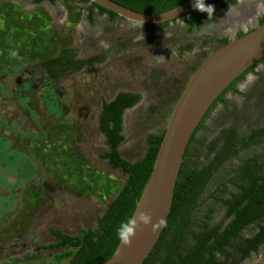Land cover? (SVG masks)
Masks as SVG:
<instances>
[{
  "label": "rangeland",
  "instance_id": "1",
  "mask_svg": "<svg viewBox=\"0 0 264 264\" xmlns=\"http://www.w3.org/2000/svg\"><path fill=\"white\" fill-rule=\"evenodd\" d=\"M241 4L255 6L257 14L246 19L233 17ZM213 7L215 13L189 32L188 17L167 25H147L120 16L111 20L95 9L94 21H90L88 4L78 0L55 4L0 0V77L5 75L0 82V122L8 119L3 132L11 135L9 140L26 131L28 148L19 152V146L12 144L10 155L1 159L10 175L7 173V179L0 176V264L51 263L56 254L68 249H38L56 242L51 228L75 235L81 228L98 226L97 219L127 177L100 159L109 150L99 129L103 102L119 92L140 95L125 111L126 138L119 150L130 161L142 158L148 134L165 132L186 84L205 58L221 46L220 40H231L264 18V0H240L227 10L217 3ZM188 43L195 48L181 53L180 46ZM65 49L81 59L98 54L105 59L59 84L56 93H62L55 96L61 99L60 107L42 94L31 100L19 92L17 78L23 64L55 58ZM237 88L241 93H228L227 104H218L197 133L189 154L192 168L202 170L224 151V142L218 140L223 130L235 127L240 137H248L253 129L264 126V61ZM24 107L29 109L31 121L22 112ZM5 147L7 143L1 141L0 151ZM256 156H264V144L241 151L220 167L193 212L182 252L194 244L192 234L204 223L213 225L225 218L226 207L216 198L236 191L228 180L243 161ZM17 176L23 189L15 199L18 185L12 177ZM29 178L37 182L29 184ZM6 200L16 201L8 208L15 211L13 216L3 209ZM254 231L249 227L246 234ZM239 264H264V244Z\"/></svg>",
  "mask_w": 264,
  "mask_h": 264
},
{
  "label": "trees",
  "instance_id": "2",
  "mask_svg": "<svg viewBox=\"0 0 264 264\" xmlns=\"http://www.w3.org/2000/svg\"><path fill=\"white\" fill-rule=\"evenodd\" d=\"M31 1L35 4H41L44 1L55 4L59 0ZM78 1L88 4L90 21H94L95 9H98L100 14H108L111 20L118 17L115 12L90 0ZM114 1L142 13L155 14L177 7L188 0ZM218 2L227 10L236 5L238 0H216V3ZM187 17L188 31L191 32L203 25L208 14L194 9L180 18ZM173 21H177V18ZM263 21L264 18L260 22ZM170 22L162 23V25H167ZM244 34V32H239L238 36ZM228 41L227 37L222 38L220 44L224 45ZM207 44L206 42L204 45ZM194 48L195 45H192V43L182 44L180 52L186 53ZM63 52H69V50ZM66 59L68 63H77L78 68H81L85 64L94 65L103 62L105 56L99 54L87 59H77L75 63V55L71 51ZM262 61H264V57L226 88L213 103L196 129L185 153L166 226L156 246L142 264H217L220 254L225 250V246L230 243V238H232L233 245L236 239L241 237L243 230L255 223L260 224L259 232L255 237L243 239L247 246L245 249L239 247L243 255L237 259L236 264L249 257L252 252L258 251L264 244V225H262L264 222V162H259L256 158H253L245 160L237 169L236 174L230 178L229 181L238 189V192L232 195V199L216 198L227 206V217L232 215V222L225 229H223V222L211 228H208V224L204 223L202 228L207 229L193 233L195 241L193 246L187 248L185 252L181 251L184 236L189 233L188 226L193 212L200 206L202 194L220 167L241 151L264 143V128L253 130L248 137H240L237 130L232 128L225 130L223 133L226 143L222 154L218 155L202 170L194 169L189 164L190 147L216 103L222 100L227 90L232 88L248 72L253 71L254 67ZM235 90L239 92V90ZM139 99L140 95L137 93L120 92L114 99L104 103L103 111L99 117V128L105 135L110 150L100 154V157L104 160L107 159L112 168L120 169L127 176L126 181L110 202L104 214L97 219L98 226L96 228H81L75 235L51 228V233L56 242L40 245L38 249L55 250L68 247V249L56 254L54 261L51 263H65L64 260L69 259L67 262L69 264H95L109 259L116 251L120 243L118 230L123 223L130 221L133 216L137 201L151 176L159 146L164 136V132L161 134H148V147L142 158L130 161L121 155L119 148L126 138L124 134V114ZM211 195L213 197V194Z\"/></svg>",
  "mask_w": 264,
  "mask_h": 264
},
{
  "label": "water",
  "instance_id": "3",
  "mask_svg": "<svg viewBox=\"0 0 264 264\" xmlns=\"http://www.w3.org/2000/svg\"><path fill=\"white\" fill-rule=\"evenodd\" d=\"M90 1L122 18L147 25L178 20L194 10L195 2L188 0L167 11L148 14L114 0ZM205 3L213 5L216 0H205ZM217 4L221 6L220 2ZM263 57L264 21L221 45L195 70L170 115L151 176L137 201L131 220H136L138 227L134 228L130 243L124 245L120 241L109 259L95 264H142L149 256L166 226L185 153L196 129L226 88ZM141 213L151 217L149 224L139 222Z\"/></svg>",
  "mask_w": 264,
  "mask_h": 264
},
{
  "label": "flooded vegetation",
  "instance_id": "4",
  "mask_svg": "<svg viewBox=\"0 0 264 264\" xmlns=\"http://www.w3.org/2000/svg\"><path fill=\"white\" fill-rule=\"evenodd\" d=\"M95 16V15H94ZM261 21V19L258 21V23ZM250 30V29H249ZM245 33V32H244ZM237 35H238V33H237ZM236 35V36H237ZM65 50H67V49H65ZM71 53V50H69V52H62L61 53V55H59V56H57V57H55V58H49V59H46V60H40V61H38V62H31L30 63V65L29 64H23L22 65V69H21V71L20 72H22V74H20V76L17 78V84H18V86H19V88H21L20 90H19V92L21 93V94H26V97L27 98H30L31 100H38V97L42 94L43 95V97L45 98V99H47V100H50L51 98H52V100L53 101H57V104H59L58 106L60 107L61 105V99H60V97L58 96V97H56L55 95L56 94H58V93H62V91L60 90V92H58V93H56L57 92V89L59 88V84H61L62 83V81L63 80H66V78L68 77V76H73L74 74H76V73H78V72H81L82 70H84V69H88V68H91V67H94L96 64H99V63H96V64H94V65H91V64H85L83 67H81V68H78V65H76L77 63H76V60L77 59H81V58H79V57H76V55H75V63L76 64H72V63H68V60L66 59V57L69 55ZM99 55V54H98ZM70 57V56H69ZM92 57V56H91ZM100 64H102L101 62H100ZM259 64V63H258ZM257 64V65H258ZM256 65V66H257ZM255 66V67H256ZM255 67H254V70H255ZM251 72V71H250ZM250 72H248L242 79H244ZM4 76L5 75H1V77H0V82H3V80H4ZM242 79H240V80H238L237 82H236V84L232 87V88H230L229 90H227L225 93H224V95H223V97H222V100H219L217 103H216V105H215V107L213 108V109H215L216 108V106L218 105V104H220V103H223L224 105L225 104H227V98H226V96H227V94L228 93H232V91H234V92H236V93H241L240 91L239 92H237L235 89H237L238 90V88H237V84H238V82L239 81H241ZM62 88H64V87H62ZM42 92V93H41ZM120 93V92H119ZM118 93V94H119ZM16 97L18 96V93L15 91L14 93H13ZM117 94V95H118ZM116 95V96H117ZM115 96V97H116ZM15 97V98H16ZM114 97V98H115ZM113 98V99H114ZM75 99V98H74ZM112 100V99H111ZM110 100V101H111ZM105 102H108V101H105ZM105 102H103V104H102V108H101V111H100V114L102 113V111H103V106H104V103ZM30 103V102H29ZM74 104H78V101L77 100H75L74 102H73ZM27 104H28V102H27ZM29 105H31V103L29 104ZM29 105H27V106H29ZM86 105H84V107H85ZM83 107V108H84ZM68 108H70V110H71V108H72V106H69ZM76 108V107H75ZM86 108V107H85ZM78 109L79 110H81L82 108H79L78 107ZM22 110V112L26 115V116H28V118H29V121H31V117H30V111H29V109H27V107L25 108H22L21 109ZM213 111V110H212ZM211 111V112H212ZM210 112V113H211ZM210 113H209V115H210ZM208 115V116H209ZM99 117H100V115H99ZM207 119V118H206ZM205 119V120H206ZM7 122H8V119H5L4 121H2V122H0V143H1V141H5L6 143H7V147H5L6 149L3 151V150H1L0 151V163L2 164L1 165V167H2V169H0V176L2 175L4 178H6V176L8 177V175H10V173H8V171H7V169H6V166H4V164L2 163V158H3V156H7V155H10V149H12V146L13 145H15V146H19V148H20V151L19 152H21V150L22 151H24V150H27L28 148L25 146V143L24 142H26L27 140L25 139V137L27 136V133H26V131H19L17 134V136L16 137H12L14 140H9V137L11 136H9V135H7L6 133H4L3 131V129L5 128L4 126H6V124H7ZM205 123V122H204ZM204 123H203V125H204ZM7 126H8V124H7ZM7 128V127H6ZM203 128V127H202ZM201 128V129H202ZM232 128H235V127H230V128H227V129H225V130H229V129H232ZM260 128H264V126H262V127H258V128H255V129H253V130H257V129H260ZM100 129V128H99ZM200 129V130H201ZM236 130H237V128H235ZM199 130V131H200ZM225 130H223L221 133H220V136H219V138H218V140H221V141H223L224 142V148H225V143H226V141H225V139H224V131ZM252 130V131H253ZM252 131H251V133H252ZM3 134H2V133ZM101 132V131H100ZM237 133H238V130H237ZM251 133H250V135H251ZM101 134L104 136V138H105V141H106V137H105V135L101 132ZM239 135V134H238ZM197 136V135H196ZM24 137V138H23ZM12 141V142H11ZM196 141V140H195ZM194 141V142H195ZM193 142V143H194ZM20 143H22V145L20 144ZM106 143H107V141H106ZM193 143H192V145H193ZM13 144V145H12ZM264 144V143H263ZM263 144H260V145H263ZM108 145V144H107ZM191 145V146H192ZM260 145H256V146H260ZM109 146V145H108ZM223 148V149H224ZM190 149H191V147H190ZM223 149L221 150V151H223ZM109 150H110V147H109ZM108 150V151H109ZM190 151V150H189ZM30 153V152H29ZM220 154H222V152H219V154H217L216 155V157L218 156V155H220ZM240 154V153H239ZM238 154V155H239ZM215 157V158H216ZM236 157V156H235ZM253 158H256L257 160H259V162H264V156H262V157H253ZM253 158H251V159H253ZM100 159H102L101 157H100ZM102 160H104V159H102ZM107 162H108V160L107 159H105ZM249 160V159H248ZM229 161H231L232 162V158L229 160ZM229 161H227V162H229ZM226 162V163H227ZM244 162V161H243ZM242 162V163H243ZM109 163V162H108ZM225 163V164H226ZM241 166V165H240ZM239 166V167H240ZM112 168V167H111ZM112 169H114V168H112ZM7 173H8V175H7ZM15 175H18V174H15ZM12 178H15L16 179V182H15V186L16 185H18L17 187H16V196H15V199H18V197H17V193H19L20 191H21V188L23 187V182L22 181H20V177L19 176H17V177H12ZM7 179V178H6ZM23 180V179H22ZM230 180V179H229ZM228 180V181H229ZM30 182V178L28 179V183ZM37 182V179L36 180H31V182L29 183V184H34V183H36ZM230 182V181H229ZM231 184H232V182H230ZM233 186H234V184H232ZM235 187V186H234ZM18 188V189H17ZM236 188V191H233V192H230L229 193V196L228 197H221V198H225V199H227V198H229V199H232V195L234 194V193H237L238 192V189H237V187H235ZM23 189V188H22ZM13 193V192H12ZM2 202H3V200H1ZM16 202V201H15ZM14 201L11 203V202H8L7 200L5 201V203H7L6 205L5 204H3V209H6L7 211H9L8 210V208L10 207V206H12L13 207V203H15ZM220 202V201H219ZM221 204H223L222 202H220ZM224 205V204H223ZM225 207H226V211H225V218H223L220 222H218V223H216V224H213V225H209L208 223V228H211V227H214V226H216V225H218L219 223H221V222H223V229H225L231 222H232V215L230 216V217H227V206L226 205H224ZM11 214H12V216H13V214H14V212L15 211H9ZM262 225H264V222L262 223ZM254 227L255 228V231L254 232H250L251 234L250 235H248V234H246L247 232H246V230H247V228H249V227ZM249 227H247L245 230H243V232H242V234H241V237L240 238H238V239H236V241L233 243V245H232V238H230V243L229 244H227L226 246H225V250L220 254V257H219V259H218V262H217V264H236V261H237V259L238 258H240L242 255H243V252L239 249V248H236L235 247V245L237 246V245H239V247L240 248H242V249H245V247L247 246V244H246V242H245V240L243 241V239H246V238H252V237H255L256 236V234L259 232V227H260V224H258V223H255V224H251ZM207 228H202L199 232H202V231H205ZM194 238V237H193ZM195 242V241H194ZM237 242V243H236ZM193 246V245H192ZM191 247V246H190ZM254 252H256V251H254ZM253 253V252H252ZM251 253V254H252ZM250 254V255H251ZM248 258V257H247ZM246 259V258H245ZM244 259V260H245ZM11 263V262H10ZM9 263V264H10Z\"/></svg>",
  "mask_w": 264,
  "mask_h": 264
},
{
  "label": "clouds",
  "instance_id": "5",
  "mask_svg": "<svg viewBox=\"0 0 264 264\" xmlns=\"http://www.w3.org/2000/svg\"><path fill=\"white\" fill-rule=\"evenodd\" d=\"M193 8L200 12H206L208 15H212L214 12V7L211 4H206L205 0H195ZM140 223L145 225L151 222V217L147 214L141 213L138 217ZM164 222L161 220L160 224ZM138 227L136 220H130L127 223H123L118 230V236L122 244L127 245L130 243V239L133 235L134 228Z\"/></svg>",
  "mask_w": 264,
  "mask_h": 264
},
{
  "label": "bare ground",
  "instance_id": "6",
  "mask_svg": "<svg viewBox=\"0 0 264 264\" xmlns=\"http://www.w3.org/2000/svg\"><path fill=\"white\" fill-rule=\"evenodd\" d=\"M239 7H241L240 11H238V12L236 11V14L233 15V17H235V18L238 17V15L243 16V19H246L247 17L253 18V15L257 14V13H255V11H256L255 6H247V5L241 4Z\"/></svg>",
  "mask_w": 264,
  "mask_h": 264
}]
</instances>
